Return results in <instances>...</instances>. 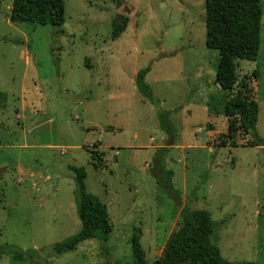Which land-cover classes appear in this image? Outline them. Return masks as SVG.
<instances>
[{
  "label": "rangeland",
  "instance_id": "rangeland-1",
  "mask_svg": "<svg viewBox=\"0 0 264 264\" xmlns=\"http://www.w3.org/2000/svg\"><path fill=\"white\" fill-rule=\"evenodd\" d=\"M63 2L56 28L10 24L12 0H0V264H132L137 232L152 264L184 207L210 213L223 261L264 264V148L247 147L252 137L237 148L209 144L226 133L227 93L215 84L218 53L205 46V0ZM260 2L259 52L237 75L249 80L264 141ZM119 15L128 24L112 41ZM148 67L156 104L136 88ZM71 168L85 170L112 233L56 256L81 230Z\"/></svg>",
  "mask_w": 264,
  "mask_h": 264
},
{
  "label": "trees",
  "instance_id": "trees-1",
  "mask_svg": "<svg viewBox=\"0 0 264 264\" xmlns=\"http://www.w3.org/2000/svg\"><path fill=\"white\" fill-rule=\"evenodd\" d=\"M263 8L260 0H205V46L218 53L215 84L227 93L223 115L227 121L226 133L215 135L209 143L214 148H237L240 138L252 137L247 147H263L264 141L256 134L258 104L249 80H239L240 62H255L260 46V28ZM13 25L31 27H62L65 23L63 0H12L8 17ZM128 18L116 16L112 22L111 40H118L125 32ZM150 67L140 71L135 78L138 92L152 104L153 98L145 84ZM257 72L252 77L257 79ZM169 114L160 112V129L170 133ZM169 136V134H168ZM170 137V136H169ZM96 159L100 157L95 154ZM101 162V160L98 159ZM74 174V200L81 230L53 247L60 256L74 251L86 241L106 242L112 233L106 206L86 191L87 174L83 168H71ZM141 232L131 239L132 264H149L140 244ZM216 225L207 211L184 207L180 212L179 229L171 235L162 255L152 264H251L226 263L216 245ZM16 256L32 258V252H15Z\"/></svg>",
  "mask_w": 264,
  "mask_h": 264
}]
</instances>
